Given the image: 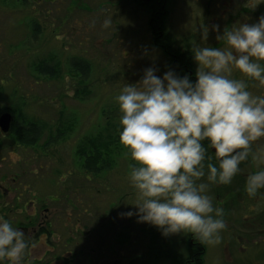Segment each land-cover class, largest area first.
Masks as SVG:
<instances>
[{"label":"rangeland","instance_id":"rangeland-1","mask_svg":"<svg viewBox=\"0 0 264 264\" xmlns=\"http://www.w3.org/2000/svg\"><path fill=\"white\" fill-rule=\"evenodd\" d=\"M21 1L0 0V113L11 109L18 121L36 123L43 134L6 154L5 172H27L40 193L68 185V264H178L191 252V234L165 237L135 216L118 215L133 209L136 197L114 98L124 84L136 83L144 68H158L157 75L171 68L165 42L174 52L191 53L193 41L224 47L216 35L255 22L264 7L252 9L255 0H156L163 3L158 7L163 14L156 16H164V43H158L159 29L151 28L156 16L144 0H53L35 13L20 7ZM106 17L112 21L107 29L102 27ZM29 20L39 28H30ZM212 24L219 25V33L209 31L202 40ZM74 58L89 64L86 74L72 67ZM44 63L52 65L50 74L41 72ZM232 75L244 79L253 95H264L258 81L237 69ZM95 153L97 170L90 172L84 162ZM245 162L230 184L211 186L213 196L217 191L227 196L224 206L214 200L227 227L219 244H205L203 264H264V234L256 228L262 212L244 220L245 196L237 186L241 175L256 170L254 162Z\"/></svg>","mask_w":264,"mask_h":264},{"label":"clouds","instance_id":"clouds-1","mask_svg":"<svg viewBox=\"0 0 264 264\" xmlns=\"http://www.w3.org/2000/svg\"><path fill=\"white\" fill-rule=\"evenodd\" d=\"M264 0H255L252 9ZM111 18L102 27L111 26ZM219 33V25L204 29ZM216 40L224 47L192 43L195 80L168 69L144 68L136 83L115 96L119 142L130 158L133 209L119 213L156 227L162 236L191 234L216 245L227 225L211 186L230 184L240 165L252 161L245 192L264 189V95H253L233 69L264 85V15L225 27ZM214 149V151H211ZM31 241L0 215V264H28Z\"/></svg>","mask_w":264,"mask_h":264},{"label":"flooded vegetation","instance_id":"flooded-vegetation-1","mask_svg":"<svg viewBox=\"0 0 264 264\" xmlns=\"http://www.w3.org/2000/svg\"><path fill=\"white\" fill-rule=\"evenodd\" d=\"M43 2H49V5H52L53 0H22L20 7L27 9L31 7L35 13L36 7H40ZM259 7H264V3H261ZM26 23L30 28H39L36 20H29ZM48 64L44 63L42 66L49 67L51 70L52 65ZM5 112H10L13 119L10 131L3 132L0 128V215L8 219L14 227L22 229L26 239L31 241L32 247L29 251L28 264H68V185L63 187L57 185L55 190L51 189L48 190L50 192L40 193L39 189L31 185L32 181L27 178V172L22 171L14 176H9V173L5 172L3 166L5 155L20 146L17 141L20 136L24 135L18 129L35 126L38 132L34 140L39 139L43 134L40 133V127L36 123L25 120L18 121L11 109L2 110L0 115ZM58 135H62L61 132L56 137ZM52 136L54 135L52 134L50 137ZM262 139L264 140V138ZM253 171L255 169H252ZM248 174L250 173L241 175L242 178L240 177L237 185L242 188L241 193L245 196L244 220L250 215H255L256 211L262 212L259 214L260 218H263L260 222L261 226L259 224L256 228L258 232L262 231L264 234V189H260L255 197H249L244 190ZM215 195V199L221 206L227 204V196L224 193L221 194L217 191ZM259 207L261 208L259 209ZM190 242L196 245L200 241L191 235ZM188 261L190 264L191 260Z\"/></svg>","mask_w":264,"mask_h":264},{"label":"trees","instance_id":"trees-1","mask_svg":"<svg viewBox=\"0 0 264 264\" xmlns=\"http://www.w3.org/2000/svg\"><path fill=\"white\" fill-rule=\"evenodd\" d=\"M143 2L145 5L149 6L150 10L153 11V14H155V16H156V13H159V12H160V14H163L158 9V7H160V5H162L163 3L160 5L156 4V0H144ZM260 10L263 12L262 8ZM158 18H159V20H158ZM163 20H164L163 15L162 16L157 15L155 20H154L155 23L152 22V25H151V28L154 31V33H155V31H157L159 29V31H157L158 35L156 37L158 43H164L163 42V35H162L163 33L161 32ZM159 45H161V44H159ZM165 49L167 52H169V54H171V56H173V60L171 62V69H174L176 72H178L181 75L188 72V74L190 75V78L194 81L195 80L194 72L191 70L192 67H191V63H190L191 53L188 51L174 52V48H173L172 44L171 43L167 44L166 42H165ZM71 65L74 69L80 71L83 74H86L89 70V64L82 59H76V58L72 59ZM48 68L49 67H47V68L42 67L41 72L44 74H50L51 70H50V68L49 69ZM52 75L54 76V74H52ZM19 132L24 133V135L20 136L18 142L28 145V144H31L34 142V137L37 136L36 134L38 132V129L35 126H33V127L28 128V129L27 128H21V129H19ZM30 133H31V136H30ZM98 161H99V155H97L95 153L92 156H89L85 159L84 166H85V168H87L88 171L95 172L97 170ZM187 247H188V249L190 248L191 252H189L186 256H183V255L180 256L178 264H189V261H188L189 259L191 260L190 264H203L204 257L206 254V245L202 244L201 242H199L196 245L191 244V242H189Z\"/></svg>","mask_w":264,"mask_h":264},{"label":"water","instance_id":"water-1","mask_svg":"<svg viewBox=\"0 0 264 264\" xmlns=\"http://www.w3.org/2000/svg\"><path fill=\"white\" fill-rule=\"evenodd\" d=\"M12 119L13 116L10 112H5L0 115V128L3 132H8L10 130Z\"/></svg>","mask_w":264,"mask_h":264}]
</instances>
